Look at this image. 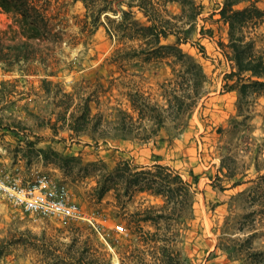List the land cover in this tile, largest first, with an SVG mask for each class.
I'll list each match as a JSON object with an SVG mask.
<instances>
[{"label":"rangeland","instance_id":"374dc122","mask_svg":"<svg viewBox=\"0 0 264 264\" xmlns=\"http://www.w3.org/2000/svg\"><path fill=\"white\" fill-rule=\"evenodd\" d=\"M66 1L68 17L83 18V3ZM129 1L117 0L112 7L116 13L108 12L115 25L121 10H129ZM153 1L170 27L178 32L193 27L189 41L180 48L207 76L201 99L179 130L168 120L146 142L112 134L102 139L98 134H73L60 120L62 93L75 87L90 96L93 114L99 108L105 120H112L116 108H129L126 94L139 92L151 104L165 108L166 88L170 84L184 88L187 83L189 77L182 75L184 68L174 59L145 61L142 55L127 57L126 51L115 55L117 49L131 47L146 55L157 46L109 36L105 14L103 23L76 47L64 46L56 77L0 71V87L8 82L0 94V176L12 182L34 173L47 175L67 186L84 216L62 221L31 217L0 196V264H80L90 254L100 253H106L111 264H120L119 251L141 247L132 216L149 206L159 207L162 199L139 191L145 180L132 186L127 173L119 179L114 171L122 163L133 174L154 164L167 166L192 184V214L179 238L188 264H258L248 254L264 253V94L252 92L241 99L237 89L224 87L238 78L229 76L237 69L219 46L228 43V25L218 14L223 0H192L201 11L192 22L178 20L183 10L180 2ZM164 6L167 14L162 12ZM257 6L264 9V0ZM133 11L136 20L151 24L137 8ZM9 23L0 9V30ZM77 30L74 26L72 33ZM249 31L256 48L263 50L264 24ZM176 40L171 34L160 45ZM43 79L57 83L62 91L54 84L46 91ZM134 117L138 118L136 113ZM144 121L147 126L152 123ZM103 186L114 188L100 198L97 189ZM141 225L143 231H154L151 223Z\"/></svg>","mask_w":264,"mask_h":264},{"label":"trees","instance_id":"16d2710c","mask_svg":"<svg viewBox=\"0 0 264 264\" xmlns=\"http://www.w3.org/2000/svg\"><path fill=\"white\" fill-rule=\"evenodd\" d=\"M71 1L83 3L86 10L83 18L78 15L68 17L69 3L66 0H0V9L10 18L6 30H0V71L3 74L18 72L20 75L56 77L58 55L62 53L64 46L76 47L84 37H87V34L94 32L99 24L103 23L100 19L105 14L106 31L109 36L140 42V46L141 44L157 46L154 50H148L146 55L145 52L141 53L134 47L117 49L115 55H119L120 51H126L127 57L142 55L145 61L151 57L174 59L184 68L182 75L189 77L186 78L187 83L184 88L177 84L173 86L170 84L166 88L165 108L151 104L150 99L139 92H135L134 96L126 94L129 108H116L118 113L112 120H105L106 117L99 108H97L99 112L93 114L90 96L82 93L81 87H75L71 93L60 92L65 97L60 102V106L63 107L60 120L67 123V129L76 135L98 134L103 139L106 135L112 134L115 137L138 138L144 142L155 137L162 128L166 127L168 120L174 123L172 125L175 130L184 127L186 125L184 120L189 118L197 106L207 82L202 66L180 48L182 43L189 41L193 27L190 26L189 29L182 30L183 32H178L177 27H170L171 22L161 16L160 5L158 7V3L153 0H130L127 4L129 10H121V20L116 25V21L110 18L108 12L116 13L112 7L117 0ZM165 1L182 4L183 10L178 17L179 21L184 18L190 22L195 21L201 13L200 6H196L192 0ZM260 1L262 0H223L218 12L229 28L228 43L220 42L219 46L225 50V55L237 69L229 76L238 78L234 84L225 83L224 87L237 89L241 99L252 92L264 94V49H257L253 37H249L252 33L250 29L254 30L264 24V9L257 6ZM240 5L241 7L236 9ZM133 8H137L151 24L145 26L136 20ZM162 12L168 13L165 6ZM74 26L78 30L72 33ZM171 34L176 36V42L160 45L161 39ZM246 73L250 75L245 79L243 75ZM245 80L247 82H244ZM42 81L46 91L49 84H54L47 79ZM7 84L6 81L1 83L0 94L6 91ZM55 85L59 88L57 83ZM97 105H100V102H97ZM135 113L138 118L134 117ZM145 119L152 122L151 125L147 126ZM103 124L106 126L104 127ZM2 125L0 123V128ZM4 127L8 128V125ZM131 170L127 163H122L114 172L119 179L127 173L132 177L128 180L132 186L145 180V186L139 187V191H147L156 197H161L162 203L159 207L149 206L143 213L137 212L132 216L134 229L139 233L137 242L141 247H128L119 251V263L188 264L187 257L179 248V238L192 210V184L183 180L172 168L160 164H154L151 168H147V171L134 174ZM140 175L144 176L140 179ZM112 188L114 187L98 188L99 197L101 198ZM142 223H151L154 231H143ZM244 225L246 224H242V227ZM250 238H246V243ZM238 251L241 253V250ZM248 256L258 264L264 263L262 252L249 253ZM84 259L85 263L82 259L80 264H111L106 253H100L98 257L90 254ZM247 259L241 257L239 260L247 261Z\"/></svg>","mask_w":264,"mask_h":264},{"label":"built area","instance_id":"2783aa9c","mask_svg":"<svg viewBox=\"0 0 264 264\" xmlns=\"http://www.w3.org/2000/svg\"><path fill=\"white\" fill-rule=\"evenodd\" d=\"M0 196L31 217L59 221L84 219L67 186L42 173L12 182L0 176Z\"/></svg>","mask_w":264,"mask_h":264},{"label":"bare ground","instance_id":"6f19581e","mask_svg":"<svg viewBox=\"0 0 264 264\" xmlns=\"http://www.w3.org/2000/svg\"><path fill=\"white\" fill-rule=\"evenodd\" d=\"M115 264H117V262H115Z\"/></svg>","mask_w":264,"mask_h":264}]
</instances>
